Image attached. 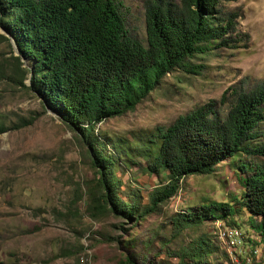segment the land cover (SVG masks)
I'll return each mask as SVG.
<instances>
[{
	"label": "trees",
	"instance_id": "trees-1",
	"mask_svg": "<svg viewBox=\"0 0 264 264\" xmlns=\"http://www.w3.org/2000/svg\"><path fill=\"white\" fill-rule=\"evenodd\" d=\"M228 1L142 0L145 37L139 40L126 28L121 0H0V25L18 51L10 80L26 88L23 80L30 73L28 88L45 108L72 127L87 125L81 134L97 175L95 186L87 187L96 212L136 221L174 196L181 179L212 175L225 163L237 178V194L223 201L204 199L172 219L173 229L179 233L220 222L224 230H239V243L264 244L263 87L234 90L230 98L222 95L168 126L139 133L131 141L117 139L109 153L93 134L97 123L134 111L174 68L200 75L190 59L230 47L235 15L225 14L222 3ZM23 59L30 61L29 68L22 67ZM4 130L0 124V133ZM120 157L128 168L134 157L141 158L144 175L166 181L149 194L147 207L124 203L118 196L114 173ZM252 235L260 239L254 241ZM204 236L180 248L178 264H185L184 258L192 264H220L206 258L224 247H214ZM120 261L135 264L128 256Z\"/></svg>",
	"mask_w": 264,
	"mask_h": 264
},
{
	"label": "rangeland",
	"instance_id": "rangeland-1",
	"mask_svg": "<svg viewBox=\"0 0 264 264\" xmlns=\"http://www.w3.org/2000/svg\"><path fill=\"white\" fill-rule=\"evenodd\" d=\"M121 1L126 28L143 40L142 0ZM222 6L226 15H235L233 32L228 34L232 45L190 59L199 66L200 75L174 68L134 111L97 123L93 134L108 153L117 139L131 141L139 133L168 126L180 115L218 102L222 95L230 98L234 90L264 88V0H231ZM0 35L8 37L1 25ZM16 56L14 41L0 38V124L6 128L0 133V264H121L124 256L135 264H178L180 248L203 234L209 244L224 247L207 262L264 264V244L257 248L239 243V230H224L220 222L179 233L173 229L172 219L204 199L223 201L237 194V178L225 163L212 175L181 179L174 196L136 221L110 211L96 212L87 187L95 186L97 175L81 134L87 125L72 127L45 108L28 88L30 73L23 80L26 88L10 80ZM21 61L29 68V60ZM123 161L117 162L120 167L114 173L118 196L124 203L137 201L147 207L149 194L166 181L144 175L141 158L134 157L129 168ZM252 236L254 241L260 239ZM128 240L130 245L124 246Z\"/></svg>",
	"mask_w": 264,
	"mask_h": 264
},
{
	"label": "water",
	"instance_id": "water-1",
	"mask_svg": "<svg viewBox=\"0 0 264 264\" xmlns=\"http://www.w3.org/2000/svg\"><path fill=\"white\" fill-rule=\"evenodd\" d=\"M4 31V30H3ZM5 33V32H4ZM6 34V33H5ZM16 46V45H15Z\"/></svg>",
	"mask_w": 264,
	"mask_h": 264
}]
</instances>
